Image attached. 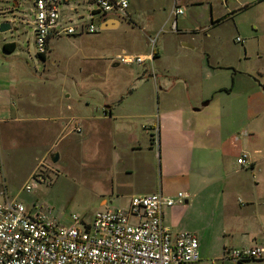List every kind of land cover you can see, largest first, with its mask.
<instances>
[{
  "label": "rangeland",
  "instance_id": "374dc122",
  "mask_svg": "<svg viewBox=\"0 0 264 264\" xmlns=\"http://www.w3.org/2000/svg\"><path fill=\"white\" fill-rule=\"evenodd\" d=\"M179 2L183 13L177 17L176 29L172 0H131L133 21L126 18L118 28L96 34L52 36L41 59L33 46L29 3L0 0V22L10 24V29L0 32V108L14 118L3 125V132L0 129L5 133L0 139V191L21 202L30 214L66 222L72 213L91 219L104 208L102 198L107 207H127L131 191L139 193L148 182H163L165 192L179 189L187 174L161 169L159 150L144 141L133 151L121 145L127 162L145 165L120 173V133L129 125L132 133H145L148 138L147 133H155L160 125L165 104L173 108L186 103L190 110L209 97L211 102L196 115L211 112L212 125L222 126L227 140H232L231 149H236L226 160L235 172L232 177L248 188L253 180H264V0ZM63 8L65 25L76 27L90 19L96 24L94 5ZM10 42L14 47L4 49L3 44ZM122 49L159 51L169 72L167 80L173 84L154 89L137 80L141 68L138 71L135 64L111 67L112 57ZM206 63L214 67L213 73L206 72ZM141 66L159 70L157 62L147 60ZM131 68L134 73H129ZM176 72L185 74L187 81L171 77ZM126 90L131 94L126 96ZM104 104L114 116L107 120V133L114 134L97 152L96 138L86 133L99 132L90 130L86 117L90 111L102 114ZM61 113L75 117L65 123L55 117ZM139 113L144 117H130ZM27 116L35 118L23 119ZM77 126L79 132L74 130ZM243 151L253 155L256 169L236 163ZM50 153H57L55 162ZM96 154L105 155L109 170L99 168L103 163ZM25 184L31 185L29 192L23 190ZM236 194L241 199L249 196L245 191Z\"/></svg>",
  "mask_w": 264,
  "mask_h": 264
},
{
  "label": "crops",
  "instance_id": "0c3cea01",
  "mask_svg": "<svg viewBox=\"0 0 264 264\" xmlns=\"http://www.w3.org/2000/svg\"><path fill=\"white\" fill-rule=\"evenodd\" d=\"M172 1L175 8L180 7L182 9L179 2L181 0ZM130 3L131 0H128L127 16L110 14L100 22L99 26L104 25L111 18L118 20L114 28H118L121 21L126 20V18L133 21L132 13L129 10ZM179 15H174L173 13L174 21L172 22V26L175 29L177 28L176 20ZM62 17L61 22H64V11ZM211 23L214 24V22ZM121 53L152 54L151 64L153 62L159 64L157 72L153 67L148 71L145 67L142 68L141 65L135 63L125 64L129 66L135 64V69H138V71L141 68L137 80L143 82L142 84L159 90L173 84L167 80L170 76L165 73L169 72L162 65V56L159 51L153 49L150 53H133L122 49ZM120 64L118 61L112 60L110 66L115 67ZM204 67L207 73L214 72L213 66L206 63ZM129 71V73H134L132 68ZM171 77L178 81H187L188 79L182 72H176ZM130 91L126 90L125 95L131 94ZM123 99L124 97L120 98V105ZM211 99L212 97H209L206 100L208 101L207 105L211 102ZM204 107L205 105L201 103L200 106L191 107L189 110L186 103H180L173 108L167 107L165 104L161 112L163 116L160 118V125H157L155 128V133H147L149 135L148 138H145V133H132L129 125L123 130L124 133H120V152L122 151L121 145L133 151L142 147L141 141H144L145 145L149 147L155 144L156 149L160 153L161 169L164 168L167 173L175 170L180 175L184 176V174H187L183 183L184 185L181 184L183 186L179 189L165 192V184L163 182L160 185L157 183L148 184V182L137 190L140 191L139 193L131 191L129 196L150 192H164L167 196H175L177 192H186L188 194V197L182 204L163 209V223L171 231H189L196 235L199 259L196 262L186 264H264V259H247L233 262L227 258H223V252L226 248L264 245V205L262 204L264 201V180L261 182L253 180L252 184L249 183L250 186L248 188L247 185L236 180L237 176L232 177L235 172H231L228 169V162L226 160L236 148L231 149L232 140H227L230 137L225 135L222 126L212 125L210 120L211 112L203 111V117L196 115L198 114L196 112H199ZM100 110L102 114L98 112L97 116L91 111L87 117L84 116L87 118L90 130L99 132L86 133L88 138H96L93 143L97 152L107 145L106 143L103 144L105 138L110 137V134H114L107 133L109 130L106 128L107 120L114 119L110 107L104 104ZM96 111L99 110L97 109ZM144 114H123V116L144 117ZM55 117L57 120H65V123H67L75 116L69 113H61V115H56ZM27 118L28 116L23 119L27 120ZM31 118L35 117L31 116L28 119ZM13 119L10 111L0 108V129L2 132L5 128L3 125ZM4 135L5 133H0V139ZM233 140L235 143V138ZM243 148L246 150L247 144ZM97 156L103 163L99 168L109 170V167L106 165L107 163H104L106 160L105 155L99 156L96 154ZM250 158L252 160L251 168L256 169L257 162L255 158L253 155ZM127 160L121 152L120 173L122 171L125 173L133 172L135 171V166H138L140 170L141 166L145 165L136 164L135 162L131 164ZM238 191L249 192L248 198L241 199L236 194ZM100 203L104 208H107L105 199L102 198Z\"/></svg>",
  "mask_w": 264,
  "mask_h": 264
},
{
  "label": "built area",
  "instance_id": "2783aa9c",
  "mask_svg": "<svg viewBox=\"0 0 264 264\" xmlns=\"http://www.w3.org/2000/svg\"><path fill=\"white\" fill-rule=\"evenodd\" d=\"M29 3L35 54L45 55L52 36L96 34L100 22L110 14L125 16L127 0H14ZM87 3L98 12L76 27L61 22L63 6ZM70 10H74L75 8ZM183 10L176 7L174 15ZM66 17V14H65ZM236 41H241L239 37ZM119 63L138 65L152 54L117 53ZM79 132L80 128L74 127ZM240 167L251 168L247 151L236 158ZM32 179H37L31 175ZM30 184L23 190L29 192ZM188 194L160 192L132 195L127 207L102 208L87 220L72 213L66 222L43 214L28 213L21 202L0 191V264H186L198 261V240L189 231H171L163 223V209L182 204ZM223 258L233 262L264 259V245L224 249Z\"/></svg>",
  "mask_w": 264,
  "mask_h": 264
},
{
  "label": "water",
  "instance_id": "95a60500",
  "mask_svg": "<svg viewBox=\"0 0 264 264\" xmlns=\"http://www.w3.org/2000/svg\"><path fill=\"white\" fill-rule=\"evenodd\" d=\"M118 23V20L116 18H111L109 19L108 22H106L104 25L100 26V29H112L116 27ZM10 29V24L6 21H1L0 22V32L6 31ZM183 46H189L191 47L188 43H182ZM208 101L203 102V105H207ZM49 158L52 162H55L57 159V153H53L49 155Z\"/></svg>",
  "mask_w": 264,
  "mask_h": 264
},
{
  "label": "trees",
  "instance_id": "16d2710c",
  "mask_svg": "<svg viewBox=\"0 0 264 264\" xmlns=\"http://www.w3.org/2000/svg\"><path fill=\"white\" fill-rule=\"evenodd\" d=\"M217 21V20H216ZM14 47V43L13 42H10V43H6V44H3V48L4 49H11ZM39 58L41 59H44V55L43 54H36Z\"/></svg>",
  "mask_w": 264,
  "mask_h": 264
}]
</instances>
